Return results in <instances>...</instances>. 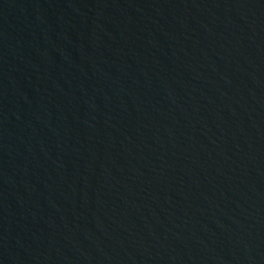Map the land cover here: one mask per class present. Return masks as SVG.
Masks as SVG:
<instances>
[{"label": "water", "instance_id": "obj_1", "mask_svg": "<svg viewBox=\"0 0 264 264\" xmlns=\"http://www.w3.org/2000/svg\"><path fill=\"white\" fill-rule=\"evenodd\" d=\"M0 264H264V0H0Z\"/></svg>", "mask_w": 264, "mask_h": 264}]
</instances>
